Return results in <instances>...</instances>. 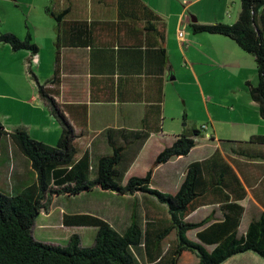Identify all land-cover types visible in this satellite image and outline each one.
<instances>
[{
    "label": "crops",
    "instance_id": "crops-1",
    "mask_svg": "<svg viewBox=\"0 0 264 264\" xmlns=\"http://www.w3.org/2000/svg\"><path fill=\"white\" fill-rule=\"evenodd\" d=\"M229 4L234 10L223 11ZM239 11L240 2L234 0H0V34L29 40L37 55L33 63L30 48L13 49L0 40V122L7 133L20 128L34 139L54 145L61 125L37 90L38 83L47 85L73 128L81 153L87 151L93 160L110 153V138L126 146L125 178L137 175L134 172L143 175L184 128H198V119L192 115L188 122L187 105L197 104L198 91L203 94L204 74L213 71L210 77L218 78L217 82L224 78L228 84L225 92L240 89L242 82L252 84L248 77L256 66L252 54L236 48L227 36H205L191 27L233 23ZM178 30L184 31L183 38L178 37ZM55 48L59 51L56 82L50 81L55 72ZM219 99L205 107L209 126L204 125L203 136L195 137L187 155L159 164L151 185L167 192L170 190L164 187L169 185L175 191L187 164L217 148L245 189V197L238 201L244 213H264V159L236 155L224 145L222 139L239 137L216 126L220 121L227 123L219 117ZM248 103L257 108L252 99ZM259 119L257 129L248 131L249 137L264 135V120ZM134 133L146 135L141 141ZM201 148L205 151L199 152ZM258 149L264 150V146ZM28 175L34 181L29 161L7 136L0 147V189L22 190L29 184ZM137 209L143 216L145 206ZM201 209L207 212L198 216ZM212 210L215 217H221L215 203L196 208L188 219L197 221ZM191 231L189 237L197 240L196 230ZM170 234L165 246L174 241V232ZM149 255L139 249L138 264H158ZM190 257L196 258L184 253L176 264H189ZM164 258L171 260L172 255Z\"/></svg>",
    "mask_w": 264,
    "mask_h": 264
},
{
    "label": "trees",
    "instance_id": "trees-1",
    "mask_svg": "<svg viewBox=\"0 0 264 264\" xmlns=\"http://www.w3.org/2000/svg\"><path fill=\"white\" fill-rule=\"evenodd\" d=\"M240 11L233 23L192 24L194 32L221 34L234 40L245 52L254 56L257 72L255 85L245 82L250 98L257 104L264 120V0H239ZM52 14V13H50ZM53 15V14H52ZM54 18L58 16L53 15ZM0 40L13 49L36 46L29 40H20L12 33L0 34ZM59 59L55 48L54 77ZM35 78V75L30 72ZM40 96L46 101L61 129L57 142L48 145L16 128L7 133L0 122V147L7 136L29 161L35 174L32 183L22 190L8 192L0 189V264H138L136 253L144 248L150 252V261L176 264L184 253H192L197 264H221L233 255L246 251L264 260V213L252 214L242 233H239L244 208L238 203L246 195L236 173L216 148L209 156L187 164L184 177L174 192L162 191L151 185L154 169L161 163L185 156L195 145V137L204 134L200 128L184 130L165 146L153 159L143 175L125 178L126 146L108 138L110 153L95 160L80 151L76 134L52 96L50 87L37 84ZM143 140L146 134L134 133ZM234 154L246 158L264 159V135H251L247 140H225ZM258 146V147H257ZM100 194L113 193L115 197H131L128 223L114 228L106 219L87 212L63 214L65 226H90L95 236L90 245H83L77 233L69 235L65 244L39 240L34 228L41 210L53 196H75L90 190ZM143 201L140 202L137 195ZM217 204L221 217L212 210L205 217L188 219L196 208ZM138 205L145 206L143 216ZM196 230V238L188 232ZM174 232L172 243L165 238ZM172 255L171 260L164 258Z\"/></svg>",
    "mask_w": 264,
    "mask_h": 264
},
{
    "label": "rangeland",
    "instance_id": "rangeland-1",
    "mask_svg": "<svg viewBox=\"0 0 264 264\" xmlns=\"http://www.w3.org/2000/svg\"><path fill=\"white\" fill-rule=\"evenodd\" d=\"M234 1L239 2V0ZM234 8V6L232 7L229 4V8L225 7L223 8V11H225V9L232 11ZM198 34L209 36L207 32H198ZM233 44L236 48H240L235 41H233ZM212 74L213 71L204 74V80L202 81L205 83L204 91L203 94H200L198 91L197 104L187 105L189 111L188 122L190 123V116L192 115V117L198 119L196 127L198 126V128H200L202 125L209 126L205 107L206 105L210 107L212 103L217 101V97L220 96L219 103L222 105V108L218 107V112L220 113L219 117L227 123L220 121L216 123V126L223 127V132L232 133L240 138H235V140H243L245 139V135L247 140L249 137L248 131L257 129L256 121L260 120V114L255 106L248 103L251 99L245 83L242 82L240 89H235L232 92H225L228 88L225 79L223 78L221 82H217L216 80H218V78H214L215 76L213 78L210 77ZM248 75L251 83L255 85L257 83L256 66L251 67ZM219 91L221 92L219 93ZM230 121H233L234 125H231ZM243 122L245 126L241 124ZM209 130L211 129L209 128ZM222 140L234 139L225 138ZM223 142L225 143V141ZM224 145H226V143ZM198 151H205V148L198 149ZM193 156L194 153H192L190 158ZM144 160V167L147 169L149 163H146L148 161L146 157H144ZM134 174L140 175L138 172H134ZM27 177L29 179L28 183H32V176L28 175ZM155 183L158 185L160 182L155 180ZM164 188L170 190L168 192L174 191L175 189L169 185H166ZM137 197L143 204L141 197L139 195ZM130 211V196L119 198L115 197L113 193L100 194L99 191L94 189L69 197L57 195L52 197L47 206V210H41L36 219L33 233L39 240L52 241L59 244H65L69 235L77 233L80 235L83 245H90L95 236V228L90 226H65L62 224L63 214L77 212L95 214L106 219L114 228L121 229L128 223ZM206 212L207 209H201L198 216H202ZM250 216L251 214L249 212L243 214L239 226V233H242L246 228ZM189 234L193 235V231H190ZM169 238H173V234H170ZM195 262V257H190L188 260L189 264H194ZM221 264H264V260L257 254L251 251H246L232 256Z\"/></svg>",
    "mask_w": 264,
    "mask_h": 264
},
{
    "label": "built area",
    "instance_id": "built-area-1",
    "mask_svg": "<svg viewBox=\"0 0 264 264\" xmlns=\"http://www.w3.org/2000/svg\"><path fill=\"white\" fill-rule=\"evenodd\" d=\"M177 35H178L179 38H183L184 31L183 30H178ZM36 61H37V55H36V53H32L31 62L36 63Z\"/></svg>",
    "mask_w": 264,
    "mask_h": 264
}]
</instances>
